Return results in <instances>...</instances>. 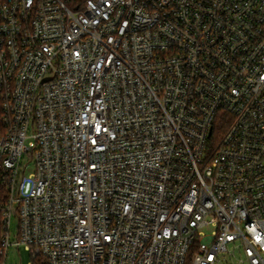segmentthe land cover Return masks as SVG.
<instances>
[{"label": "built area", "instance_id": "2783aa9c", "mask_svg": "<svg viewBox=\"0 0 264 264\" xmlns=\"http://www.w3.org/2000/svg\"><path fill=\"white\" fill-rule=\"evenodd\" d=\"M11 247L264 264V0H0V264Z\"/></svg>", "mask_w": 264, "mask_h": 264}, {"label": "rangeland", "instance_id": "374dc122", "mask_svg": "<svg viewBox=\"0 0 264 264\" xmlns=\"http://www.w3.org/2000/svg\"><path fill=\"white\" fill-rule=\"evenodd\" d=\"M11 231L12 238L15 239L18 231V220L15 216L12 219ZM30 260L31 254L24 247H21L20 249L11 247L8 252L6 264H28Z\"/></svg>", "mask_w": 264, "mask_h": 264}, {"label": "trees", "instance_id": "16d2710c", "mask_svg": "<svg viewBox=\"0 0 264 264\" xmlns=\"http://www.w3.org/2000/svg\"><path fill=\"white\" fill-rule=\"evenodd\" d=\"M221 132H223V127H221L220 125L215 126L213 139L216 138L219 134H221ZM34 264H47V261L43 256L39 255L35 258Z\"/></svg>", "mask_w": 264, "mask_h": 264}]
</instances>
